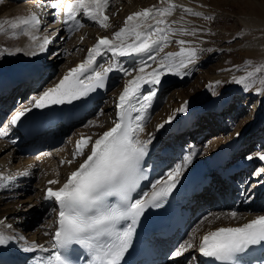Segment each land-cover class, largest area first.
Listing matches in <instances>:
<instances>
[{
	"label": "bare ground",
	"instance_id": "6f19581e",
	"mask_svg": "<svg viewBox=\"0 0 264 264\" xmlns=\"http://www.w3.org/2000/svg\"><path fill=\"white\" fill-rule=\"evenodd\" d=\"M0 1L2 2H0V18L16 20L36 13L41 20L39 30L34 32V35L38 37L35 41L24 35L20 29L15 30L18 35L14 41H12L11 33L4 31V34H0V50L6 48L13 53L0 55V114L3 112L10 113L1 127L2 133L5 135L0 142V153L8 152L0 159V176L12 177V179H0V198L4 195L10 197L16 195L17 192H24V188L29 185L28 180L34 175L36 163H32L33 157L24 160L21 157L22 150L35 151L36 153H33V156L35 154L37 156L41 155V161L39 158L38 160L41 163L40 170L43 173L40 189L35 190L36 195L19 198L4 208L3 216L0 219L4 221V224L0 225V231L14 237V239L10 240L7 245L0 246V264H50V257L59 251V249L52 247V236L58 227L59 205L53 200L45 199L46 190L49 187L53 189L61 187L70 173L75 171L90 154L91 144L103 132L109 130L119 121V109L117 108L119 96L123 92L127 81L137 74L138 69L143 66L146 78H149L147 73L159 70V60L161 58L167 53H179L182 47L197 49L196 59L193 63L188 64L186 69H181L179 75L171 74L165 69V74L161 77V80L193 75L196 70H200L206 61L221 53L220 51L224 47L227 54L237 57L240 67H231L232 62H234L233 57L223 56L220 61L210 68L214 70L218 68L216 72L214 70L207 71L209 77L203 78L197 84H191L188 90L181 91L178 95L170 94L167 102L161 107V111L156 113L155 120L151 117V111L153 113L158 104V97L161 95L159 93L163 85L162 87L160 84L156 86L144 85L140 95L133 101L139 107V102L142 101L143 96L148 95L151 91L156 93L151 106L146 113L142 114L145 116L143 121L144 130L139 133V138L146 141L151 136L149 149L157 147L149 153L144 163L143 168L151 174L143 182L142 188L135 199H142L146 194H150L154 184L165 181L168 172L172 171L177 165L184 163L181 154L184 153L186 144L188 145L187 155L192 154L193 158L190 163L182 168L180 176L201 167L203 161L207 159L210 162L204 172L205 186L181 207L186 209L190 216L185 221L183 220L182 225L173 233L157 236L149 241V245L156 256L151 264H163L166 261V253L173 250L174 245L178 246L177 250H179L188 243H191L193 247L184 251L181 255L182 258L179 256L167 261H172L171 264H183V259L188 257L187 264H204L203 255L198 251L204 235L209 231H215L222 227H240L258 216H264V209L263 211H257L253 205H246V203H249L248 201H253V198L246 200L245 204H238L241 198H245L243 197V185L245 183L243 176L245 172L242 169L247 167V162L250 160L248 157L251 156L247 151L248 143L258 133H264V93L256 91L260 87L259 79L264 78V72H261L255 83L249 80V90L247 91L244 90L242 85L233 82L234 76H244L264 63V0H246L247 5L250 3L251 8L249 6L247 10L240 12L237 18L239 22L235 24L234 30L227 34H222L220 30L212 37L209 36L207 31L211 26V21L205 19V17H210L208 13L212 9H220L222 7L220 3H209V0H170V3L175 4L177 7L171 15L161 17L166 19L173 30L167 33V42H162L160 45L162 51L153 49L150 53L113 56L112 52L105 49L101 55L95 58L92 68L81 76L85 83L89 82V77H92L95 72L112 65L113 71L107 73L104 86L94 94L89 92L78 101L65 103L54 108V116L42 120L45 126L42 134L30 140L23 134L22 125L24 120L21 118L16 125H12L10 123L11 117L21 108H31L33 97L39 96L45 90L57 84L70 69L86 60L89 49L97 43L98 38L108 37L112 39L113 34L125 26V20L129 15L153 6H155V9L166 8L169 6V0H165V2H162V0H109L105 12L109 17V27L107 28L96 24L83 15L82 12L78 13L76 18V21L82 25L81 27L75 26L76 21L65 23L66 15L63 14V7L71 0ZM256 2L258 3L257 6L255 5ZM55 4L57 7L56 17L51 12ZM226 5L229 6V3L224 4L225 7ZM254 5L257 8L253 7ZM186 8L202 15L196 16L192 12H186L184 11ZM156 18L157 13L154 10L153 17L147 23L155 25ZM45 25L47 28L42 30ZM7 27L10 28L9 25ZM60 27L61 31L65 30L67 35L70 32L75 33V37L71 38L68 44L66 43V51L62 48L64 42H58V38L53 39L50 37ZM159 27L164 28L165 25H159ZM70 28L72 31L69 30ZM180 29L185 31L181 32ZM48 30H51L50 35L47 33ZM45 37L50 42L46 46V50L40 52L36 46L42 43ZM133 39L134 37H128V42ZM179 40L186 41V44L180 45L177 43ZM212 43L216 45L212 46ZM49 46H52L54 51L47 61L45 55ZM17 49L20 50L16 51ZM33 51L36 52V55L31 54ZM63 52L66 53L64 61L60 57ZM150 56H154L156 59H150ZM181 58L176 57L175 59L178 62ZM54 64L55 68L60 69V74L55 79L50 78V72L53 69L48 67ZM120 75L121 78H119ZM117 83L118 87L108 94L107 92ZM17 89H20L21 95L15 103L16 106L9 111L4 110L3 108L12 107L11 100L16 98L14 96ZM238 90L243 94L256 96L254 110H250L245 118L232 119L228 125L222 124L223 122L219 123V120L221 121L224 117H230L229 98H235L239 93ZM103 95L105 99L101 100ZM99 104L102 107L97 123L78 130L71 129L70 126L76 125L74 124L75 121L68 119L72 112L75 111L81 117L78 121H81L92 113ZM185 104L186 110L179 111ZM137 114V112L131 113L132 117ZM170 117L171 120H169ZM160 125H163V127H158ZM223 125H227V127L225 128ZM206 129H210V134L213 137L209 142V146L206 145V149L201 150L199 148V138ZM215 134L218 135L215 136ZM82 136L91 137V142L84 149L85 154L83 156L73 158L72 153L76 149V142ZM240 136L245 137L241 147L233 153H227L225 146ZM41 139L43 140L41 141ZM183 140L186 143H183ZM42 148H44L43 152L41 151ZM216 158L219 161H215ZM223 158H225V162L222 160ZM10 159H19L20 165L18 164L11 170V162H7ZM30 159L31 162H29ZM69 160L72 163H67ZM62 161L64 163H61ZM261 161L262 163L258 166L259 168L255 174L264 170V160ZM217 162H223V164L216 168ZM163 164H165V168H168L166 171L161 167ZM25 172L28 174L23 175L22 173ZM50 180H57L58 183L50 185L48 183ZM256 180L260 182V189L256 191V194L260 191V198L256 200V204H261L264 201V175ZM261 183L263 184L261 185ZM233 185L238 186L237 191ZM211 192L217 193L218 196L224 194L223 202L227 201L229 197L231 199L235 198L236 202L232 204L229 202L228 208H226L228 211L225 213L220 211V217L214 218L212 214L204 216L196 229H192V237L189 240L182 241L181 237L186 229L191 226L196 213L203 212V201L206 197L213 195ZM235 192L237 193L235 194ZM1 199V204H4ZM24 202H28L27 205H19ZM8 203L10 202L5 204L8 205ZM216 205L220 207L218 204ZM26 207H33V209L27 213L26 210H23ZM35 210L44 211L47 218L46 223L42 224L40 228H35V231L39 229L36 239H34V233L31 237L25 236L24 233V230H30V227H27L26 218L33 216ZM232 212L236 213L234 218L230 215ZM206 213H203V215ZM6 225H11V228L6 227ZM33 244L42 245L43 248L38 247L30 252L23 250ZM44 249H47V251ZM52 264H55V262H52ZM137 264H145V258Z\"/></svg>",
	"mask_w": 264,
	"mask_h": 264
},
{
	"label": "snow or ice",
	"instance_id": "6c2138e0",
	"mask_svg": "<svg viewBox=\"0 0 264 264\" xmlns=\"http://www.w3.org/2000/svg\"><path fill=\"white\" fill-rule=\"evenodd\" d=\"M108 4L109 0H71L64 8L65 23L76 21L77 14L82 12L101 27L107 28L109 27V17L105 12ZM176 7L169 0V6L166 8L155 9L153 6L129 15L125 20V26L116 31L112 39L98 38L97 43L89 49L86 60L70 69L57 84L39 96L33 97L31 108H21L11 117L10 123L16 125L32 108L42 109L50 105L71 103L86 96L97 87H103L107 73L113 71L112 65L95 72L92 77H89L87 84L81 79V76L92 68L95 58L101 55L105 49L112 52L113 56L150 53L153 49L162 51L160 45L162 42H167V33L173 30L166 19L161 17L171 15ZM154 10L157 13V18L155 25H152L147 22L153 17ZM184 11L192 12L187 8ZM192 14L202 15L198 12H192ZM205 19H212V17H205ZM5 24L9 25L12 30V37L17 36L18 33L15 30L20 29L31 40L38 39L34 32L39 30L41 20L36 13L16 20L0 21V33L5 31ZM159 25H165V27L161 28ZM75 26L81 27L82 25L76 21ZM179 31L184 32L185 30L180 29ZM193 34L195 33L193 32ZM128 37H134V39L128 42ZM49 42L45 37L43 42L36 47L40 52H43ZM177 43L185 45L186 41L179 40ZM4 53L13 54L6 48L0 50V55ZM31 54L36 55V52L33 51ZM176 57L182 58L177 62ZM196 57L197 49L182 47L179 53H167L161 58L159 70L147 73L149 78H146L145 68L141 66L137 74L127 81L117 104L119 121L91 144L90 154L75 171L70 173L61 187L58 189L49 187L46 190L45 199L53 200L59 205L58 227L52 236L53 248L66 249L73 244H78L90 253V264H120L124 254L131 246L135 227L140 217L148 208L159 207L160 201L170 195L179 182L182 168L193 158L192 154L184 156V163L168 172L165 181L154 184L150 194H146L142 199L133 200L131 193L138 186V180L142 178L140 175L141 164L147 155L148 145L151 143V136L146 141L139 138V133L144 130L145 116L142 114L147 112L156 93L151 91L148 95L143 96L139 107L133 101L140 95L144 85H159L161 77L165 74V69L171 74L179 75L180 70L186 69ZM149 58L156 59L154 56ZM261 72H264V63L244 76H234L233 82L242 85L247 91L250 78ZM255 82L253 81V83ZM258 83L260 87L256 91L264 93V78H260ZM185 110L186 104L179 109V111ZM132 112L138 114L132 117ZM158 127H163V125ZM90 142L91 137L82 136L76 142V149L72 153L73 158L83 156L84 149ZM248 159H252V157L250 156ZM259 159L264 160V155H260ZM67 163H72V161L69 160ZM22 174L27 175L28 173ZM0 179H12V177L0 176ZM48 183L54 185L58 181L50 180ZM109 197H116V202L109 203ZM230 215L234 218L236 213L232 212ZM123 221H129V223L124 228L118 227ZM3 224L4 221L0 220V225ZM6 227L11 228V225H6ZM12 239L14 237L0 231V246L7 245ZM262 243H264V216H258L240 227H222L215 231H209L202 237L198 251L205 257L227 261L235 253L242 252L248 246ZM38 247L43 248L42 245L33 244L23 250L30 252ZM192 247L193 245L188 243L175 251L173 255L179 257ZM44 250L47 251V249ZM52 262L67 264L66 259L59 251L50 257V264Z\"/></svg>",
	"mask_w": 264,
	"mask_h": 264
},
{
	"label": "rangeland",
	"instance_id": "374dc122",
	"mask_svg": "<svg viewBox=\"0 0 264 264\" xmlns=\"http://www.w3.org/2000/svg\"><path fill=\"white\" fill-rule=\"evenodd\" d=\"M217 2L220 3L222 5V7L220 9H218V10H213L212 9L208 13V15L210 17H212V19H210L211 26L207 30L209 32V36L210 37L214 36V34L216 32H219L220 30H221L222 34H227V33H230L231 31H233L235 24L239 22L237 18H238V15L240 14V12L247 10V8L249 6L251 8L250 3H248V5H247L246 0H209V3H217ZM225 3H229V6L226 5V7H225L224 6ZM257 4L258 3L256 2L255 5L257 6ZM255 5L253 7H256ZM51 12L53 13L54 17H56V15H55L56 12H57L56 4H55V7L51 9ZM0 21H5V19L0 18ZM44 28H47L46 25L43 26L42 30ZM4 29H5L6 33H11L12 32V30L7 27V24L4 25ZM5 32H2L0 34H4ZM47 33L50 35L51 34V30H48ZM74 34L75 33L70 32L67 35L65 30L61 31V27H60V28H58L55 31L54 34H51L50 37L53 38V39H57L58 38L57 39L58 42H60V41L64 42V44H62V48L64 49V51H66L65 48L67 47L68 41H70L71 38L75 37ZM12 39H13L12 41H14V40L17 39V37L16 36L12 37ZM211 45L214 46L216 44L212 43ZM53 51H54V48H52V46H49V48L47 49V53L45 55L47 57V61L52 56ZM220 52L221 53L216 54L215 58H212V59L206 61L205 64L200 68V70H196V72H194L193 75L184 76L182 78H167V79L161 80L160 86L162 87V85H163V88L161 89V91L159 93V95L160 94L161 95L158 97V99H159L158 104L156 105L155 109L153 108L154 112L152 113V111H151V117H153L154 120L156 119V117H157L156 113L161 111V107L164 106V104L167 102L170 94L174 93L175 95H178L181 91L188 90L189 86L191 84H197L200 80H203V78L205 79V78L209 77V76H207V73H208L207 71L211 72L212 70H214V69H210V68H212L218 61H220L223 58V56L227 55V56L233 57L234 62H232L231 67H233V68L240 67L237 57L235 55L232 56L230 54H227L225 47L223 49H221ZM65 56H66L65 52H63L60 55V57L63 59V61L66 58ZM48 67L53 69L52 72H50V78L55 79L56 76H58L60 74V69L58 67L55 68V64L52 65V66L49 65ZM217 69H215L214 72H216ZM260 75H261V73H257L255 77H252L250 79L251 82L257 81V79L260 77ZM121 77L122 76L120 75L119 78H121ZM118 83L115 86H113V87L111 86L112 88L110 87L111 89L107 93L108 94L112 93V91L118 87ZM19 90L20 89H17V93L14 96V98L15 97L16 98L11 100L12 107H8L7 109L3 108L4 110L9 111L11 108H14L16 106L15 103H17L18 97L21 95ZM238 92L239 93H238V95L235 98H229L230 100H229V103H228V108H229L230 117H224L221 121L219 120V123L223 122L222 124H227L228 125V124L231 123L232 119H237L238 120V118H241V117L245 118L250 113V110H254L256 96H252L250 94L249 95L243 94L242 92H240V90H238ZM103 99H105L104 95H103V97H101V100H103ZM101 107H102V105L99 104L92 111V113H90L87 117H84V119H82L81 121H78V120L75 121L76 123H74V124H76V125L70 126V127H72L71 129L78 130L79 128H84L86 126L90 127L93 124L97 123L98 120H99V113L101 112ZM9 115H10V113H6V112L5 113L3 112V113L0 114V142L4 139L3 137L5 135V134L2 133V129H1L2 124L4 123L5 119H7V117ZM227 125H223V126L226 128ZM216 135H218V134H215V136ZM212 137H213V135L210 134V129H206V131L199 138V140H200L199 148H201V150L206 149V145L209 146V142H210ZM42 140L43 139H41V141ZM186 141H187V139H186ZM183 143H186V142H184V140H183ZM248 144L249 145H248L247 151H248V154L251 155L252 159H250L247 162V164H249L248 167L247 168L245 167V168L242 169V171L244 170L243 172H245V175L243 176V179L245 180V183L243 185V191H244V193H243L244 196L243 197H245V198H243V199L241 198L240 202L238 204H240V203L241 204H245L246 200L253 198V201H248L249 203L248 204L246 203V205H253L257 209V211H263V209H264V201H262L261 204L260 203L256 204V200L260 198V191H259L258 194H256V191H258L257 189H260L259 188L260 187L259 186L260 182L257 181L256 179L262 178L263 175H264V173H263L264 171H261L260 173L258 172L257 174H255V173L257 172V170L259 168L258 166L262 163L261 159H259V156L260 155H264V133H261V134L258 133L253 139H251V141H249ZM43 150H44V148L41 149L42 152H43ZM7 152L8 151H4V152L0 153V159H2L7 154ZM33 153H36V152L35 151L23 152L21 157H23L24 160H26V158L33 157V161L31 160L32 159L31 158L29 160V162L32 161V163L33 162L36 163V166L34 168V175H33L32 178H30L28 180L29 181V183H28L29 185H27L26 188H24V192H17L16 195L14 194L13 196H10V197H5V195H4V197L3 196L1 197L2 199L0 198L1 201L4 202V204H1V202H0V219L3 216V211H4V208L6 206H9L11 203H13L15 200H17L19 198H26L27 195L28 196L29 195L30 196L36 195L35 194V190L36 189H40V185H41V181H42L41 179L43 178V175H42L43 173L40 170L41 155L37 156L35 154L33 156L32 155ZM187 154H188V145L186 144V147H184V153L181 154V157L183 158ZM38 158H39L40 161L38 160ZM173 159H176V158H173ZM7 162H11V166H10L11 170H13V168L16 167L18 164L20 165L19 159H10V161H7ZM167 169L168 168L167 167L165 168V166H164V170L166 171ZM255 180H256V182H255ZM263 183H261V185ZM234 188L237 191L238 186L236 185V187L234 186ZM26 192H27V194H26ZM20 193H22V194H20ZM236 193L237 192H235V194ZM24 194H25V196H24ZM211 194H213V195H211L210 197L209 196L206 197V199L203 201V212H199L198 211L199 214L196 213L191 226H189L186 229L184 235L181 237L182 241L189 240V238L192 237V229H196V227L200 224L201 219L204 216H208L209 214H212V216L214 218L220 217V211H223V213L228 211V209H226V208H228L229 202H231L230 204L236 202L235 198L231 199L230 197H229V199L227 201L223 202L222 198H224V196H223L224 194H222L221 196H218L217 193H212L211 192ZM22 196H24V197H22ZM6 202H10V203H8V205H7V204H5ZM27 203L26 202L20 203L19 205H21V204H26L27 205ZM216 204H218L220 207H218ZM31 209H33V207H26L23 210H26L25 212L29 213V212H31ZM203 213H206V214L203 215ZM45 215L46 214H45L44 211L35 210V213H34L33 216L30 215L31 217H27V218L25 217L27 219L26 220L27 221V227L28 226L30 227V230L29 229L24 230L25 236L31 237L33 235V233H34V239H36V236H37V233H38L39 229L37 231H35V228H37V227L40 228L42 226V224L46 223L47 218H46ZM173 247H174L173 250H171L168 253H166V255H165V260L166 261L163 264H171L172 261H167V260L171 259V258H175L173 253L177 250L178 246L174 245ZM180 258H182V256H180ZM187 258L183 259L184 260L183 264H187V262H188Z\"/></svg>",
	"mask_w": 264,
	"mask_h": 264
}]
</instances>
